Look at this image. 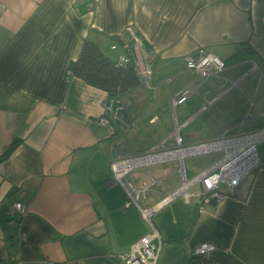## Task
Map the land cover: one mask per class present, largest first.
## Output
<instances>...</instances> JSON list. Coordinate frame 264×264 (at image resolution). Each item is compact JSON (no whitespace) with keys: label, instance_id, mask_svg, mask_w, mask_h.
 I'll use <instances>...</instances> for the list:
<instances>
[{"label":"crops","instance_id":"obj_1","mask_svg":"<svg viewBox=\"0 0 264 264\" xmlns=\"http://www.w3.org/2000/svg\"><path fill=\"white\" fill-rule=\"evenodd\" d=\"M129 29L146 86L109 95L72 73L85 40L115 61ZM198 48L225 68L200 78L185 63ZM115 96L126 107L116 118L105 109ZM252 139L260 164L234 195L202 211L197 197L171 196L220 159L195 157L223 152L184 148ZM16 202L22 215L9 212ZM143 213L158 264H264V0H0V264H118L151 232ZM204 241L213 249L192 263Z\"/></svg>","mask_w":264,"mask_h":264},{"label":"built area","instance_id":"obj_2","mask_svg":"<svg viewBox=\"0 0 264 264\" xmlns=\"http://www.w3.org/2000/svg\"><path fill=\"white\" fill-rule=\"evenodd\" d=\"M129 35L131 36V42L129 45L126 42L121 44L125 53L119 55L115 60V65L122 66L133 57L138 75V85L146 86L151 73L149 69H147V65L144 63L140 54L141 40L130 29ZM116 47V43L111 45L112 49ZM185 63L186 67L197 72L200 78L216 76L226 66L225 62L220 57L205 48H198L193 54L186 55ZM235 84L236 82H231L227 88ZM194 92L195 87L187 86L177 94L171 96V101L173 104L181 103ZM113 103H117L118 107H114ZM105 109L116 118L118 111L126 110V107L120 97L115 96L113 100L105 105ZM100 122L103 123L104 120H100ZM175 139L176 143H181L180 136H176ZM229 144L230 143H224V140H215L203 144L202 146L195 145L184 148L189 151L195 150L196 152L200 148L204 151L212 149L223 150V155L210 170L203 172L200 176L192 180H183L182 186L173 192L171 196L180 195L187 202L190 198L197 197L199 200L198 210L202 211V203L219 202L227 195H234L238 191L241 180L259 166L260 160L253 139L245 140L244 143H238L237 145ZM161 146L162 142L159 144L158 148ZM167 152H171V150L166 152L153 151L150 154H143L125 160H116L111 163V167L115 173H126L134 163L139 164L145 160L151 161L159 157L163 158L164 154ZM196 183H200L201 189L192 191L191 187ZM147 189L148 186L145 185L142 190L138 191H145ZM9 212H17L22 215L25 212V208L21 203L16 202L13 208L9 209ZM143 215L145 214L143 213ZM145 218L148 220L149 215H145ZM149 224L151 226V232L133 243L129 254L118 255V264H158L161 251V240L157 230L151 225L150 221ZM155 237H158L160 240L158 244L152 241ZM213 247L214 244L210 241H204L198 244L191 253L192 263H202L208 251L213 249Z\"/></svg>","mask_w":264,"mask_h":264},{"label":"trees","instance_id":"obj_3","mask_svg":"<svg viewBox=\"0 0 264 264\" xmlns=\"http://www.w3.org/2000/svg\"><path fill=\"white\" fill-rule=\"evenodd\" d=\"M129 35V34H128ZM128 45L131 39L121 42ZM122 66H116L115 61L99 45L85 40L80 53L72 64L71 71L85 83L115 95L121 91L138 85L137 70L133 57ZM12 142L3 152L6 156L15 146Z\"/></svg>","mask_w":264,"mask_h":264},{"label":"rangeland","instance_id":"obj_4","mask_svg":"<svg viewBox=\"0 0 264 264\" xmlns=\"http://www.w3.org/2000/svg\"><path fill=\"white\" fill-rule=\"evenodd\" d=\"M222 155H223V152L222 151L210 152V153H207L206 155H202L200 157H195L194 160H193V162L195 164H198L200 162H207V164H209L212 161L218 160L219 158H221Z\"/></svg>","mask_w":264,"mask_h":264}]
</instances>
